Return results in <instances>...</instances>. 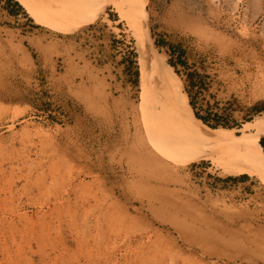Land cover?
I'll return each mask as SVG.
<instances>
[{"label":"rangeland","instance_id":"1","mask_svg":"<svg viewBox=\"0 0 264 264\" xmlns=\"http://www.w3.org/2000/svg\"><path fill=\"white\" fill-rule=\"evenodd\" d=\"M16 1L11 16L0 0V264H264V158L235 175L168 143L153 178L133 158L169 111L157 58L194 114L229 127L205 126L261 144L246 125L264 120V0H146L135 27L115 0L70 27L53 14L65 0ZM158 198L189 211L197 244Z\"/></svg>","mask_w":264,"mask_h":264},{"label":"bare ground","instance_id":"2","mask_svg":"<svg viewBox=\"0 0 264 264\" xmlns=\"http://www.w3.org/2000/svg\"><path fill=\"white\" fill-rule=\"evenodd\" d=\"M47 1L49 2L54 1L55 4H59L58 0H47ZM88 1L89 0H67V1L65 0L64 1L65 6L64 5L59 6L60 5L59 4L58 5L59 8L58 9L55 8V11L54 10L52 11H54L53 14L54 13L56 14L55 15L56 18L59 17L63 19L62 24L60 23L61 25H65L64 27H68V26L70 27L72 23L77 21L82 16V12L85 7V4ZM115 1L113 2L117 7L121 16L124 19L128 20V22L131 23L133 27H135L134 25L135 19L136 20L138 18L143 19V16L145 15L144 13H145L146 0H115ZM60 2L62 3V1ZM25 3L27 4V2ZM54 5H53V9H54ZM138 32H140V30H138ZM152 62H153L152 65L155 68V69L153 68L152 71L153 70L155 71L158 80L163 85L164 90L161 89L163 92V99L165 98L167 99L169 111L166 113L167 115L164 114L165 116L162 117L163 124L165 126L159 125V127H157L158 125L154 124L155 122L154 123L152 122L153 125L147 127L148 128L146 132L147 137L145 136L147 139H144V137H140V136H139L140 138L138 137L136 138V140L139 143L138 144L139 149L134 152L133 158L142 161L143 165L145 167H148L149 178H153L155 176V172H157V169L154 168V164H152L156 159L155 154L160 153L162 150L167 148L168 143H172L176 145L178 148L189 152H196L199 151L201 148H206L207 150L213 151L218 157L223 158L224 162L226 163L225 170L228 173L235 175L254 173V171L256 170H254L255 168L253 169V165L256 164L262 165L261 159L264 158L263 150L260 144V136L257 135L251 140H248L245 137L236 138L233 135L234 132L227 130H212L207 126H205L201 121H199L196 118L194 111L190 105L189 97L186 93L183 92L182 82L180 81L179 77L174 73L173 70L174 68H172L167 63H164L163 58L162 60L161 59L158 60L157 58L156 61L152 60ZM154 71L152 72V74L154 73ZM145 77L147 78L146 74ZM148 120L150 121V118ZM173 121H176L179 130H174L177 129L176 127L177 125L175 126L176 123L173 125L175 127L174 129L171 128L172 129L171 131L168 129V126L172 125ZM169 122H171V124L168 125ZM263 125H264V120H262L261 122L258 121V124H247L246 127L252 128V126H254V127L262 128ZM159 138H161L162 140H158ZM147 140L150 143H147ZM155 163H158V161H156ZM157 201L160 202V204L164 207H168V208L170 207L174 209V212L168 213L169 222L173 227L179 230L181 235L186 240H189L190 243L197 244L196 242L197 239H195V235H193L195 228L186 226L184 222V220L189 217V211L187 210L186 212L184 211L182 212L181 210L183 209L180 210L177 207H175L174 203L171 200H163V198H158ZM159 211L161 210L159 209ZM181 215L183 216L182 219L180 218ZM226 217L231 221H234L233 220L234 218L229 216L228 214L226 215ZM255 241H256L255 245L257 248L264 247L262 246L261 242L258 239H256ZM203 243H206V245L208 246V241L206 239L204 240ZM207 246L205 247L202 246V248H204V251L206 252L209 251L207 249L208 248ZM230 260H234V259L230 258Z\"/></svg>","mask_w":264,"mask_h":264},{"label":"trees","instance_id":"3","mask_svg":"<svg viewBox=\"0 0 264 264\" xmlns=\"http://www.w3.org/2000/svg\"><path fill=\"white\" fill-rule=\"evenodd\" d=\"M8 4H9V5H13V7L15 8V10H13V9H8V10H9V13H10L11 16H17L20 12L25 13L24 8H23V7L20 5V3L17 2L16 0H8ZM173 55H175L174 52H173ZM169 64H170L173 68L176 67V65H175L172 61H170ZM191 105H192V107H194L193 103H191ZM252 110L254 111L255 114H260V113L264 112V107H261V105H257V106H255V107H253ZM195 115H196L197 119L201 120L204 124H206V125L212 127L213 129H217V128H219L220 126H222V127H224V128L229 127V126L226 125V124H220V123H218L217 125H211V124L209 123V121H208L206 118L201 117L198 113H195ZM261 146H262V148H263V152H264V139L261 141Z\"/></svg>","mask_w":264,"mask_h":264}]
</instances>
